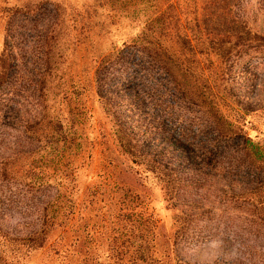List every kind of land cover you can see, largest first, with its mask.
Wrapping results in <instances>:
<instances>
[{
	"label": "rangeland",
	"instance_id": "1",
	"mask_svg": "<svg viewBox=\"0 0 264 264\" xmlns=\"http://www.w3.org/2000/svg\"><path fill=\"white\" fill-rule=\"evenodd\" d=\"M40 3L45 13L34 16L32 10ZM243 10L252 30L264 33V0H247ZM0 11L15 16L25 28L26 47L25 59L19 55L10 83L0 88V104L5 108L0 113V222L13 233L5 242L9 251L0 253V264H109V235L116 229L108 211L115 191L136 196L135 201L152 214L156 224L151 226L155 235L151 248L164 256L163 264L177 260L264 264V164L261 169L247 167L248 163L237 167L230 159L235 141L222 143L208 154H219V165L206 167L199 184L187 180L178 189V198L170 199L154 174L132 162L117 145L95 93L94 47L111 41L119 44L136 31L133 23L125 20L117 27L115 19L95 10L94 0H0ZM52 24L51 70L44 73L37 44L42 28ZM4 28L0 20V51ZM82 34L87 42L78 46ZM232 68L241 73L235 80L243 87L239 97L247 108L240 119L243 129L252 139H261L264 115L253 108L255 103L264 104V46L252 45ZM169 127L180 132L175 121ZM184 134L189 140L195 135L196 142L203 140L194 127ZM4 166L8 173L2 171ZM258 182L261 191L254 193ZM57 195L64 211L72 201L79 205L74 213L78 237L73 250L60 256L51 241L34 251L16 247L23 241L14 231L35 220L45 200ZM181 210L191 219L174 236L175 216Z\"/></svg>",
	"mask_w": 264,
	"mask_h": 264
},
{
	"label": "trees",
	"instance_id": "2",
	"mask_svg": "<svg viewBox=\"0 0 264 264\" xmlns=\"http://www.w3.org/2000/svg\"><path fill=\"white\" fill-rule=\"evenodd\" d=\"M94 2L95 10L115 19L117 27L125 20L136 27L119 44L111 41L99 48L95 46L91 72L95 93L110 120L115 141L132 162L153 173L170 199L178 198V189L187 180L199 184L207 174L206 167L211 170L219 165V154H208L210 148L217 149L222 143L235 141L237 148L231 150L230 159L237 167L248 163L247 167L252 164L263 168L264 136L252 139L243 129L240 119L247 108L239 97L243 87L237 86L235 80L241 73L232 68L252 45L264 46V33L252 30L243 10L247 0ZM41 5L32 10L34 16L44 15ZM0 20L5 26L0 51L1 88L14 76L19 55L25 59L26 47L25 28L15 16L0 11ZM54 31L53 24L42 28L37 44L42 50L44 73L46 68L51 70ZM86 42L82 34L76 45ZM3 109L0 104V113ZM253 110L264 115V104L255 103ZM174 121L181 126L177 134L169 127ZM187 127H194L203 140L196 142V135L190 138L192 142L187 139ZM207 132L209 137L204 134ZM8 169L4 166L2 171L8 173ZM261 184L252 188L254 193H260ZM115 193L108 211L116 229L109 235V264H163L164 256L152 249V223L156 224L152 214L135 201L136 196L132 198L123 191ZM57 197L60 196L47 198L35 220L24 222L20 230L14 231V235H22L16 236L18 241H23L16 247L34 251L51 241L60 256L73 250L78 237L74 213L79 211V205L72 201L64 211L58 206ZM189 219L191 214L184 210L175 216L174 236L183 231ZM5 227L0 222V253L4 255L9 251L4 248L7 237L13 234ZM176 264L191 263L177 260Z\"/></svg>",
	"mask_w": 264,
	"mask_h": 264
}]
</instances>
